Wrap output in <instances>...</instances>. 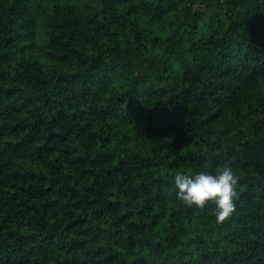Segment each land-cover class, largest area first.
Returning <instances> with one entry per match:
<instances>
[{
    "label": "trees",
    "instance_id": "obj_1",
    "mask_svg": "<svg viewBox=\"0 0 264 264\" xmlns=\"http://www.w3.org/2000/svg\"><path fill=\"white\" fill-rule=\"evenodd\" d=\"M0 264H264V0H0Z\"/></svg>",
    "mask_w": 264,
    "mask_h": 264
},
{
    "label": "clouds",
    "instance_id": "obj_2",
    "mask_svg": "<svg viewBox=\"0 0 264 264\" xmlns=\"http://www.w3.org/2000/svg\"><path fill=\"white\" fill-rule=\"evenodd\" d=\"M238 177L231 166L219 170L178 171L174 176L176 196L189 207L213 205L217 223L230 217L236 207Z\"/></svg>",
    "mask_w": 264,
    "mask_h": 264
}]
</instances>
